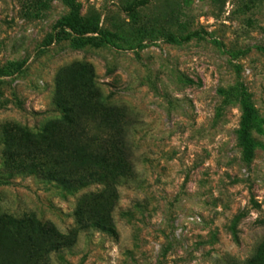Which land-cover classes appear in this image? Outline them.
I'll return each mask as SVG.
<instances>
[{
	"label": "rangeland",
	"instance_id": "1",
	"mask_svg": "<svg viewBox=\"0 0 264 264\" xmlns=\"http://www.w3.org/2000/svg\"><path fill=\"white\" fill-rule=\"evenodd\" d=\"M0 264H264V0H0Z\"/></svg>",
	"mask_w": 264,
	"mask_h": 264
},
{
	"label": "trees",
	"instance_id": "2",
	"mask_svg": "<svg viewBox=\"0 0 264 264\" xmlns=\"http://www.w3.org/2000/svg\"><path fill=\"white\" fill-rule=\"evenodd\" d=\"M130 9H132V8H130Z\"/></svg>",
	"mask_w": 264,
	"mask_h": 264
}]
</instances>
